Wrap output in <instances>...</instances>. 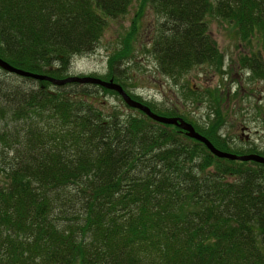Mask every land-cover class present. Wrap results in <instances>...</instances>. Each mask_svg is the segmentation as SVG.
<instances>
[{"label": "trees", "instance_id": "trees-1", "mask_svg": "<svg viewBox=\"0 0 264 264\" xmlns=\"http://www.w3.org/2000/svg\"><path fill=\"white\" fill-rule=\"evenodd\" d=\"M131 3L0 0V59L25 72L69 77L72 59L91 54L109 19L127 14ZM147 5L160 18L147 52L161 74L176 80L204 65L224 72L205 21L211 16L245 44L254 40L258 50L238 66L251 81L264 79V0H142L107 59L108 76L91 77L126 92L120 59L133 57L137 20ZM5 73L0 264H264V165L219 159L138 110L105 112L96 100L118 94L97 85L57 87ZM140 103L188 122L218 150L245 155L218 133V107L199 125ZM246 154L264 157L259 150Z\"/></svg>", "mask_w": 264, "mask_h": 264}, {"label": "rangeland", "instance_id": "rangeland-1", "mask_svg": "<svg viewBox=\"0 0 264 264\" xmlns=\"http://www.w3.org/2000/svg\"><path fill=\"white\" fill-rule=\"evenodd\" d=\"M141 2L132 0L127 14L109 19L95 50L89 55L72 59L70 76H108L107 59L120 48L122 38L139 13ZM145 8L137 20L138 34L134 53H131L133 57L120 59L126 93L139 103L147 101L162 111L173 110L199 125H207L208 117L209 120L213 118L211 110L218 107L223 115L218 133L231 150L244 152L245 155L249 150L264 152V79L251 81L250 72L238 66L241 57L258 50L254 40L245 44L227 22L207 16L208 33L224 56L223 74L204 65L192 68L173 80L158 71L154 58L147 52L160 18L149 5ZM9 77L0 69V80ZM13 82L23 83L19 78ZM96 101L98 107L100 102H104L105 112L117 110L124 115H136L135 109L127 107L119 95L110 94ZM39 124L42 125L41 122ZM3 126L1 122L0 128Z\"/></svg>", "mask_w": 264, "mask_h": 264}, {"label": "water", "instance_id": "water-1", "mask_svg": "<svg viewBox=\"0 0 264 264\" xmlns=\"http://www.w3.org/2000/svg\"><path fill=\"white\" fill-rule=\"evenodd\" d=\"M0 69L7 73L14 74L20 77L29 78L37 81H47L57 87L71 83L92 84L107 90L114 91L121 97L123 103L127 107L140 111L154 122L163 125H171L177 127L178 129H180V131L184 132L188 138L192 140H196L197 142H200L203 145H205L207 150L213 156L219 159H227L230 161H237V162H255L264 165L263 156L256 154L237 156V155H233L232 153L223 152L221 150L216 149L205 137L197 133L194 127L188 122L184 121L181 118H169L153 113L147 106L133 100L119 84L114 83L112 80L106 82L91 76H69L64 79H54L46 75L34 74L14 68L2 59H0Z\"/></svg>", "mask_w": 264, "mask_h": 264}]
</instances>
